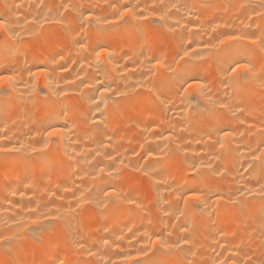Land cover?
<instances>
[{
    "label": "bare ground",
    "instance_id": "6f19581e",
    "mask_svg": "<svg viewBox=\"0 0 264 264\" xmlns=\"http://www.w3.org/2000/svg\"><path fill=\"white\" fill-rule=\"evenodd\" d=\"M18 5L19 13L0 9L8 22L0 29V75L12 78L0 84V148L6 149L0 152V237L11 238L10 247L0 243V264L264 260V168L256 161L245 171L264 139V0ZM62 5L74 7L65 12ZM124 5L129 15L121 17ZM137 5L145 19L132 14ZM165 10L167 22L156 21ZM81 12L92 14L83 32L86 49L73 43L81 38ZM229 35L239 39L228 41ZM190 41L194 51L180 59ZM100 45L107 52L97 58L93 48ZM155 58L167 68H154ZM236 62L252 65L243 73L247 79L231 73ZM189 78L203 80L204 91L196 88L182 103L177 90ZM53 128L60 131L48 136ZM221 129L230 136L222 140ZM169 133L174 136L165 141ZM169 149L163 165H149ZM193 162L205 165L202 177ZM141 166L149 174L162 171L146 176ZM157 183L165 201L157 199ZM107 186L140 204L101 203L98 190ZM190 188L211 194L208 207L185 208L181 194Z\"/></svg>",
    "mask_w": 264,
    "mask_h": 264
},
{
    "label": "snow or ice",
    "instance_id": "6c2138e0",
    "mask_svg": "<svg viewBox=\"0 0 264 264\" xmlns=\"http://www.w3.org/2000/svg\"><path fill=\"white\" fill-rule=\"evenodd\" d=\"M113 7H115V5H112ZM65 12H67L69 10V8H72L74 6H70V5H62L61 6ZM135 7H139L138 5L137 6H134L133 8V15L137 18V19H145V17L143 16V13H139L137 14L135 12ZM159 7L163 8L164 6L163 5H160ZM173 7H175V5H173ZM124 8V11L120 12V16L121 17H124V16H127L129 15V6L128 5H124L123 6ZM61 15H63V12L61 13ZM81 17H83V19L81 20L80 22V29H81V33H80V39H75L73 41V43L77 44L79 46L80 49H86V44H85V41L83 39V32H84V29H85V26L87 23H90L91 22V17H92V14L91 12H89L86 16L84 15L83 12H81ZM170 18V14L167 10L163 11V12H160V14L156 17V21H160V20H164L165 22H167V19ZM59 23V21H57ZM8 22L3 20L2 18H0V29H4L6 24ZM180 24V21H176V25L179 26ZM166 26L169 28V30H172V25H168L166 24ZM67 31H71L70 29L67 30ZM178 35V38L181 39V47H184L183 45V36L181 34H177ZM245 38H248L251 40L252 43H257V41L255 39H252V38H249L247 37V35L245 34ZM234 39H239V37H236V36H232V35H229L226 37V40L228 41H231V40H234ZM191 41L189 42V45L188 47H186L184 49V56L183 57H180V59H183L184 57H187L189 55V52L190 51H194L192 48H191ZM221 44L224 43V41H220ZM209 45L208 44H205L204 47H208ZM259 46L261 48H264V33L261 34V37L259 38ZM214 47V46H213ZM93 51L95 53V56L97 58L101 57V56H104L107 52V49L104 48V46L100 45L98 46V50L97 48H93ZM177 55H179V53H177ZM110 58V57H109ZM149 63H151V60L149 61ZM89 65L90 67L92 66V63L91 61L89 62ZM62 67V66H61ZM154 68L156 69H166L167 68V62L166 61H162L160 60L159 58H155V65H154ZM83 70V69H81ZM252 70V65H250L249 63H240V62H236L235 64V67H231L230 68V71L231 73L234 74H240L239 75V78L240 79H247L246 76L243 75V73L245 72H248V71H251ZM44 70L43 68L41 69H38L37 73H33L31 72V70H29V76H33V75H38L40 73H42ZM149 73L150 74H153L154 75V72L152 69H149ZM11 77L10 76H6V75H0V84H3L6 80L7 81H11ZM29 83H31L29 81ZM83 83V81H82ZM86 87H91V85H85ZM204 81L203 80H198L196 78H189V79H185L184 80V84L181 85V88H182V92L178 89V93L180 94L181 96V102L183 103L184 100H186L189 96H191L192 92H194L196 90V88H199L202 92L204 91ZM12 87L14 88L15 85L13 84ZM33 88H35V85L32 86ZM191 90V91H190ZM110 91L109 88H103V93H108ZM151 91V90H149ZM62 93H57V95H60ZM118 94V93H117ZM113 103H119V101H113ZM220 107L223 108L225 107L224 103L220 102ZM96 108L99 109V104L97 103L96 104ZM94 119H96L95 115L93 116ZM60 129L58 128H53L52 131H49L47 133L48 136H55L57 134V132H59ZM222 134V140L223 138H226V137H229L230 136V132L226 129H221L219 130ZM174 136V133H169V135L167 137H162L165 141L169 140L170 138H172ZM260 136L261 137H264V130H262L260 132ZM222 140H221V147H223V143H222ZM167 147V144H165V148ZM187 147V146H185ZM264 139L261 140V146L258 147L256 149L255 152L251 153V159H252V163L249 165V168L245 169L246 172H251L253 171L255 168H256V161H259V164L262 168H264ZM6 149H3V148H0V152L2 151H5ZM180 148L177 147L176 151H179ZM171 152L172 150L169 149L168 152L165 154L162 152L161 156L159 158H155V159H152L149 161V165L151 164H158V165H163L166 161V159L168 158L169 155H171ZM153 153L151 151H149L148 153V156L149 157H153ZM210 167V165H208ZM192 167V170L193 172L196 173L197 176H200L202 177L204 175L203 172L199 171V169H201L202 167H205V165L203 164V162L201 164H196L195 162H193V164L191 165ZM104 168L101 167L100 168V172H104ZM138 171H141L143 172L144 175L146 176H159L161 174V171H155V172H152L151 174H149L148 171H146L145 169V166H141L140 169H138ZM212 171L216 174V175H221L223 176V173L221 172H217L216 169H212ZM193 177H189V179H192ZM260 180H264V171L261 172V176H260ZM259 183V181H258ZM165 187V190L167 191H171V184H167L165 183L163 185ZM154 188L157 189V199L158 201H165L166 200V197H163L161 196L160 192H159V188L161 187V184L160 183H157V184H154L153 185ZM251 191V190H250ZM260 192L262 194H264V184H260ZM98 194L102 195L103 196V200L100 201L101 203L103 204H109V203H114L116 200L118 199H122L125 203L127 204H135V205H139L140 204V201L138 199H133L131 198V194L128 193V194H125V195H122V193L120 192V190L118 188H116L115 186H107V187H101L99 190H98ZM89 195H91V192L89 193ZM212 198L211 194H204L202 192H200L198 189L196 188H190L187 190V192L185 193H182L181 194V199L184 201V205H185V208H194L196 207L197 205L195 203H192V202H203L205 207H208V201ZM215 199L217 201H220L222 199L221 195L220 194H216L215 195ZM169 207H171V205H168ZM223 207V205H221ZM213 207H215V205H213ZM182 215H185L184 212H181ZM185 218L186 215H185ZM49 221H51V217H48ZM47 227L50 229L51 228V223L49 222V224L47 225ZM18 238V237H17ZM10 240L11 238H5V237H0V243H3L5 246H9L10 247ZM77 244H79L80 247H83V244L80 243L79 241L76 242ZM184 243H188V241L185 239L184 240ZM105 244H107V240H105ZM146 254V250H143ZM60 264H64L63 261L60 262ZM138 264H157L156 261H154L151 257H148L147 259H144L142 261H138ZM191 264H195V262H191ZM247 264H252L251 262V258H249V262H247ZM259 264H264V260H260L259 261Z\"/></svg>",
    "mask_w": 264,
    "mask_h": 264
},
{
    "label": "rangeland",
    "instance_id": "374dc122",
    "mask_svg": "<svg viewBox=\"0 0 264 264\" xmlns=\"http://www.w3.org/2000/svg\"><path fill=\"white\" fill-rule=\"evenodd\" d=\"M20 0H0V9H3L4 11L6 9L12 11H16L19 13L20 11V6L18 5V2Z\"/></svg>",
    "mask_w": 264,
    "mask_h": 264
}]
</instances>
